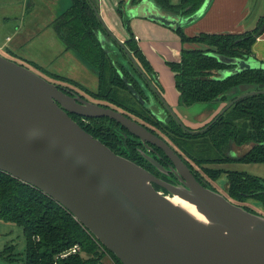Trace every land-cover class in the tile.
<instances>
[{"label":"water","instance_id":"95a60500","mask_svg":"<svg viewBox=\"0 0 264 264\" xmlns=\"http://www.w3.org/2000/svg\"><path fill=\"white\" fill-rule=\"evenodd\" d=\"M88 1L109 36L99 34L98 40L112 64L119 61L113 53L121 56L119 46L141 71L124 42L110 32L92 1ZM211 2L203 0L197 9L176 18L159 11L148 17L165 25L184 27L202 16ZM217 58L230 65L219 71L218 79L248 69L264 70V63L252 56ZM123 81L143 103L133 85L124 78ZM151 87L183 129L194 133L207 128H187ZM256 93H264V89L238 86L235 96L215 118L237 100ZM216 101L206 106L223 104ZM69 113L84 118L107 117L143 143L157 146L173 162V172L182 176L181 184L166 183L116 154ZM146 157L164 171L156 160ZM0 171L58 202L122 264H264V215L203 185L167 141L124 111L63 89L33 68L1 53ZM153 182L168 193L156 189ZM174 196L189 203L199 215L174 203Z\"/></svg>","mask_w":264,"mask_h":264},{"label":"trees","instance_id":"16d2710c","mask_svg":"<svg viewBox=\"0 0 264 264\" xmlns=\"http://www.w3.org/2000/svg\"><path fill=\"white\" fill-rule=\"evenodd\" d=\"M140 1L142 0H130L134 4ZM152 1L171 14L181 16L197 9L203 0H179L177 3L170 0ZM122 5L123 2L119 1L115 10L128 33L125 45L161 89L157 73L134 39L129 18L124 16ZM263 23L264 17H261L255 28L242 33L201 31L194 35H186L182 27L175 26L174 30L182 44L196 45L190 48L183 45L178 60L165 62L173 73L179 104L192 106L216 100L226 102L235 96L240 85L264 89L262 69H248L222 79L216 78L219 71L230 67L220 62L217 55L251 57L252 44L261 32ZM52 25L65 48L77 52L81 59L96 70L98 88L96 92L88 94L99 103L103 101L114 104L128 115L153 124L171 139L181 153L200 166L205 163H264V93L251 94L237 100L223 114L208 121L205 124L208 126L206 130L190 133L171 115L165 122H159L139 106L129 93L126 95L123 78L117 73L116 67L98 40L97 33L103 27L88 0H70L69 7L53 20ZM125 56L122 51V57ZM50 75L64 80L60 75ZM116 92L131 106L126 104L127 107L113 99L112 95L117 97ZM78 123L116 153L125 154L122 152L126 148L125 144H131L128 142L130 138L124 139L123 143V137L118 130L120 125L107 117L87 118L86 122ZM144 125L148 128V125ZM149 129L154 131L150 127ZM231 143L250 146L241 155L233 158L226 151ZM203 168L213 178L225 174L227 181L224 191L228 197L237 202L255 200L264 211L263 177L221 166ZM196 179L203 183L198 176ZM245 208L251 211L247 206ZM0 219L21 226L25 238L24 264H105L103 257L106 253L112 258L113 264H122L58 202L36 187L1 171ZM75 243L80 245V252L55 260L57 254ZM0 255L10 261L17 259L12 245L6 246Z\"/></svg>","mask_w":264,"mask_h":264},{"label":"crops","instance_id":"0c3cea01","mask_svg":"<svg viewBox=\"0 0 264 264\" xmlns=\"http://www.w3.org/2000/svg\"><path fill=\"white\" fill-rule=\"evenodd\" d=\"M29 1L30 6L26 8L25 13L19 14V17L16 15L13 18L14 21L9 24H0V47L11 50L10 46L23 47L28 44L32 45L34 38L37 37V40H41V35H38V33L45 28V35L47 36L46 44L39 47L42 52L41 61L44 62L45 57H47L48 51L46 52L45 49H50L52 55L55 56L53 58L57 60L55 64L59 71L51 70V73L62 76V71H70L72 73H88L89 75L93 74L97 76L95 70L81 59L77 52L66 49L64 44L59 49L54 46V35L57 36V33L52 25L53 20L69 7L70 0H62V2H58L59 0ZM91 1L110 32L117 39L124 42L128 39V33L123 26L121 17L115 10L118 2H123L122 10L124 16L129 18V26L134 35V39L157 73V78L162 87L163 98L179 116L177 111L181 106L178 102V92L173 84V73L165 62L178 60L179 52L183 45L188 48L196 45L191 43L182 44L178 34L174 30L175 25H165L148 17V14L151 12H162L152 0H142L135 4L131 3L130 0ZM170 1L177 3L179 0ZM57 3H59L61 10H57L56 12L54 7L57 6ZM153 6L157 9H153ZM257 13L262 14L257 15ZM261 17H264V0H212L210 6L202 16L182 28L186 35H194L201 31L242 33L255 28ZM5 18L3 17L2 19ZM262 27L261 32L256 36L252 44V57L259 61V63H264V23ZM99 34H101L100 37H109L104 29L98 31V39ZM29 50L27 52L32 56L33 52L31 49ZM10 56L16 58L14 54H10ZM53 58L51 57L49 62H47L48 67L51 65ZM47 64L43 65L46 66ZM46 69L50 70L48 68ZM217 76H220V72ZM216 104L206 106V114H203L200 120L190 121L185 116L181 120L186 126L192 129L199 128L211 120L226 102L223 101V104H220L218 107H215ZM261 165L260 167L264 168L263 164ZM262 175H264V172H262ZM103 262L105 264H113L106 255L103 257Z\"/></svg>","mask_w":264,"mask_h":264},{"label":"rangeland","instance_id":"374dc122","mask_svg":"<svg viewBox=\"0 0 264 264\" xmlns=\"http://www.w3.org/2000/svg\"><path fill=\"white\" fill-rule=\"evenodd\" d=\"M0 0V24L3 23H11L13 22V18L17 15L19 17V14L21 13H25L26 8H28L30 6V1L27 0ZM62 2V0H59L58 2ZM54 9L56 10H61V7L59 5V3H57V6L54 7ZM258 14H262V13H257ZM3 17H6L5 19H2ZM46 31L45 28H43L42 30L39 31L38 35H41V40H37L36 38L33 39V44L28 46L25 45L23 47L21 46H10L11 50H7L4 47H0V53L2 55H4L5 57L14 59L20 63H23L26 66H29L30 68H33L34 71L39 72L40 74H42L43 76H45L46 78H48L49 80L53 81L54 83L62 86L63 88L69 90V91H73L76 92L78 94H81L84 98H86L87 100L90 101H94V102H98L96 99L92 98L89 94L91 92H96L97 88H98V79L97 76L91 74L89 75L88 73H72L70 71H66L63 72L62 71V77H64V80H60V79H56L54 77H52L51 74V70L52 71H59L56 67V59L53 58L55 57L54 55H52V51L50 49H45L47 53V57H45V61H41L42 59V52L40 47L44 46L46 43V39L47 36L45 35ZM37 35V34H36ZM54 35V34H53ZM55 42H54V46L55 48H58L63 45V43L61 42V40L55 36ZM1 45V44H0ZM11 45V43H10ZM40 46V47H39ZM29 49H31V51L33 52L32 56H30L28 54L27 51H30ZM10 54H14L15 57H11ZM50 54V56H49ZM53 58V61L51 63V65H49L47 62H49L50 58ZM19 58V59H17ZM43 64H47L46 66H44ZM46 68L50 69L47 70ZM92 72H94L92 70ZM96 72V70H95ZM126 95H128V92H125ZM117 97L113 96V99H116L117 102L127 106L126 104H128L129 106H131L128 102H126L125 100H123L121 98V96L116 92L115 93ZM132 99L130 98V103ZM100 103L106 104L107 106H112L115 107L114 104H110V103H105L103 101H100ZM159 108L160 106L157 105ZM180 108L177 111V113L179 114V119L181 120L183 118V116H185V118H187L190 121H196V120H200L202 118L203 114H206V103H197L195 105L192 106H184L180 104ZM128 107V106H127ZM121 110V109H120ZM133 117V116H131ZM135 118V117H133ZM137 121L142 122L143 124L148 125V127L154 129L155 132H157L163 139H165L168 143H170L173 148L177 151L180 152L181 151L175 146V144L171 141V139L164 134L163 131H161L160 129H158L157 127H155L153 124H149L147 121H141V119L139 118H135ZM233 149L239 150L238 153H240L242 150L238 149L237 147L233 146ZM181 156L184 160L187 161V163L190 165V167L192 168V170L198 175L199 178L203 179L205 182H207V184L211 187H213L215 190L223 193L227 198H229L231 201L238 203L242 206H247L248 208L251 209L252 212H257L260 213L262 215H264V211L259 207V203L255 200H250L247 199L243 202H237L233 199H231L230 197H228V195L226 194L225 190V186H226V176L225 174H221L218 178H213L212 176H209L207 174V172L204 170L203 167L206 166H214V163H205L203 166H200L196 163L193 162L192 159H190L189 157H187L184 153H181ZM261 164L264 163H250V164H243V163H233V164H226L224 165V167H227L229 169H235V170H240V171H245L248 172L250 174L253 175H257V176H262L264 177V175H262V172H264V168L260 167L262 166ZM252 168V169H250ZM13 246V253L17 254V259L15 260H7L4 257H2L0 255V264H24V249H25V238L23 236L22 233V228L21 226L13 223V222H9V221H5L0 219V252L6 247V246ZM16 256V255H15ZM106 256H108L110 258V260L113 263L112 258L106 253Z\"/></svg>","mask_w":264,"mask_h":264},{"label":"flooded vegetation","instance_id":"af4514ba","mask_svg":"<svg viewBox=\"0 0 264 264\" xmlns=\"http://www.w3.org/2000/svg\"><path fill=\"white\" fill-rule=\"evenodd\" d=\"M156 5V4H155ZM158 7V6H157ZM159 9L162 10L163 14L169 15L171 17H179L177 15H173L171 14L169 11L162 9L160 7H158ZM125 44V42H124ZM126 46V45H125ZM127 47V46H126ZM117 48L119 49L121 56L118 57V55L116 53L114 54V57L119 60L117 61L114 66L116 67V71L117 73L124 78L128 83L132 84L133 87L135 88L137 94L144 100V102H140L127 88L126 86V91L135 99V101L138 103L139 106H141L148 114H150L154 119L158 120L159 122H165L167 120V118L171 115L167 109L165 108V106L163 105V103L159 100L156 91L151 87L152 85L155 87V89L158 91V93L162 96V88L160 89L157 86V83L155 81V79L153 78V76L146 72L141 65L137 62L139 68L141 69V71H139L134 65L133 63H131V61L128 60V57H122V49L119 48V46H117ZM128 49V48H127ZM130 52V51H129ZM131 54V53H130ZM132 55V54H131ZM134 58V57H133ZM125 72H127V74H124ZM128 75V77L126 76ZM125 83V82H124ZM160 83V82H159ZM126 85V83H125ZM161 85V84H160ZM163 97V96H162ZM164 99V98H163ZM165 100V99H164ZM228 101H226L227 103ZM158 103V104H156ZM157 105H160L161 108H159ZM195 105V104H194ZM119 109V108H118ZM172 109V108H171ZM173 110V109H172ZM174 111V110H173ZM175 112V111H174ZM165 113V114H164ZM127 114V113H126ZM159 115H163L164 117L162 119H160L158 117ZM218 114V113H217ZM216 114V115H217ZM69 115L78 123V122H86L87 118H84L82 116L73 114V113H69ZM128 115V114H127ZM215 115V116H216ZM130 116V115H129ZM172 116V115H171ZM215 116L213 118H215ZM173 117V116H172ZM142 121V120H141ZM210 121V120H209ZM177 122V121H176ZM181 122L183 123V121L181 120ZM142 123V122H140ZM79 124V123H78ZM143 124V123H142ZM179 124V123H178ZM184 124V123H183ZM206 124V123H205ZM201 125L199 128H194L192 129L191 127H187L189 129L192 130H199L201 128L206 127L207 125ZM144 125V124H143ZM145 126V125H144ZM181 126V125H180ZM182 127V126H181ZM208 127V126H207ZM149 129V127H148ZM207 129V128H206ZM205 129V130H206ZM118 130L120 131V134L123 137V143L124 139H128L130 138V141H128L129 143H131L129 146H126L124 148L125 150H117V151H122L125 152V154H121V152L116 153L118 155H121L125 158H128L127 155L131 156V158H128L130 160H132L133 162L139 164L140 166H142L143 168H145L146 170H148L149 172H151L154 176H156L157 178L163 180L166 183L169 184H173V185H177V184H181V178L182 176L178 173H174L173 172V162L164 154V151H162L160 148H158L155 145L152 144H145L143 143L138 137L132 135L127 129H125L123 126L120 125V127H118ZM150 130V129H149ZM185 130V129H184ZM151 131V130H150ZM154 134L158 135L159 137H161L157 132L152 131ZM162 138V137H161ZM133 141H132V140ZM165 140V139H164ZM166 141V140H165ZM168 143V142H167ZM170 144V143H169ZM171 145V144H170ZM233 146L237 147L238 149H243L240 153L239 150H234ZM172 146V145H171ZM250 146V144H245V145H237L234 143H231L228 148H227V154L230 155L231 157H237L239 155H241L243 152H245L248 147ZM124 147V146H123ZM173 147V146H172ZM112 150V149H111ZM113 151V150H112ZM114 152V151H113ZM179 153V152H178ZM180 154V153H179ZM150 156L151 158H153L154 160H156L162 167L164 171L159 170L147 157ZM180 157L182 158L181 154ZM183 162L188 166V168L190 169L191 173L193 174V176L195 178H197V174L192 170V168L190 167V165L187 163L186 160H184L182 158ZM233 163H240V162H230V163H221V164H217L215 165V167H224V165L226 164H233ZM243 164H248V163H243ZM226 169H229L227 167H224ZM203 180V179H201ZM204 183V184H203ZM203 185H206L207 182H205L203 180ZM208 185V184H207ZM153 186L156 189H159L160 191H162L163 193H168L167 190L161 186L158 183L153 182Z\"/></svg>","mask_w":264,"mask_h":264},{"label":"built area","instance_id":"2783aa9c","mask_svg":"<svg viewBox=\"0 0 264 264\" xmlns=\"http://www.w3.org/2000/svg\"><path fill=\"white\" fill-rule=\"evenodd\" d=\"M78 252H80V245L75 243V244L71 245L68 249H66L65 251L57 254L55 256V260L67 257L70 254H76Z\"/></svg>","mask_w":264,"mask_h":264},{"label":"bare ground","instance_id":"6f19581e","mask_svg":"<svg viewBox=\"0 0 264 264\" xmlns=\"http://www.w3.org/2000/svg\"><path fill=\"white\" fill-rule=\"evenodd\" d=\"M171 200H172L174 203L179 204V205H181V206H183V207L189 209L191 212H193V213L199 215V214L195 211V209H194L189 203L183 201V200L180 199L179 197H176V196L171 197Z\"/></svg>","mask_w":264,"mask_h":264}]
</instances>
